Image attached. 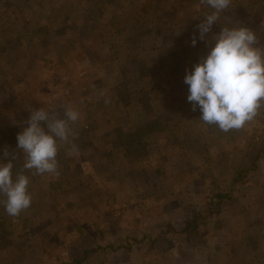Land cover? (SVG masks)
<instances>
[{"label":"rangeland","instance_id":"rangeland-1","mask_svg":"<svg viewBox=\"0 0 264 264\" xmlns=\"http://www.w3.org/2000/svg\"><path fill=\"white\" fill-rule=\"evenodd\" d=\"M151 1L0 0V157L15 151L21 171L16 136L31 110L80 113L70 124L79 155L58 142L59 176L24 171L30 208L10 217L0 205V264H76L107 244L119 248L82 264H264V108L224 133L199 119L183 82L224 24L264 45V0H232L203 41L208 7ZM64 8L95 15L90 29L77 16L68 25ZM158 17L175 23L169 47L139 36Z\"/></svg>","mask_w":264,"mask_h":264},{"label":"clouds","instance_id":"clouds-1","mask_svg":"<svg viewBox=\"0 0 264 264\" xmlns=\"http://www.w3.org/2000/svg\"><path fill=\"white\" fill-rule=\"evenodd\" d=\"M231 3L200 0L211 9L197 25L200 40H205L214 23L221 25L222 14ZM212 39L214 45L190 72L186 70L183 82L188 86L187 101L192 110L201 113L199 119L227 133L243 128L264 108V45L254 30L241 23L222 25ZM196 43L193 37L192 46ZM79 118L80 113L72 107L65 109L63 118L44 108L30 111L27 127L16 136V147L22 153L21 171L14 173L13 161L18 158L15 151L9 153L5 148L0 157V205L8 216L18 217L31 206L25 170L32 175L59 176L58 142L70 145L71 155H79L78 146L70 140V124ZM4 158H8L6 163Z\"/></svg>","mask_w":264,"mask_h":264},{"label":"trees","instance_id":"trees-1","mask_svg":"<svg viewBox=\"0 0 264 264\" xmlns=\"http://www.w3.org/2000/svg\"><path fill=\"white\" fill-rule=\"evenodd\" d=\"M172 1L174 2H178V5L181 7L183 4H186V3H190V0H171V3ZM162 2L163 0H152L151 1V7L149 9H154V10H158V9H161L162 7ZM199 2L200 4V1L198 0L197 3ZM193 3H196V2H193ZM198 6V5H197ZM201 9L199 8L198 11H200ZM211 11V9H209V12ZM64 12V15H60V18H63L66 20V22H68L67 24L70 25L72 22H73V16H77L76 17V22L78 21H82V26L83 28H85L86 30H89L90 27L92 26L90 23L95 19V15L93 14H89L87 16H80V15H76V12H72V14L70 13L71 10L70 9H66L64 8L63 10ZM208 14V12L206 11L205 15ZM180 19H184L183 17H180L178 18V20ZM159 21V22H158ZM158 22V23H157ZM150 24H151V27L147 28V27H143L142 31L145 32V33H141L139 36H142V35H147V36H153L154 38V34H155V40L156 38L157 39H160L162 40L163 42H165V44L167 45V47H169V45L172 44V42H174L176 40V36L173 35V31L176 29L175 27V23L173 21H164V19H161L160 17H158L155 21H153L152 19L150 20ZM189 26H187L188 28ZM147 28V30L145 31V29ZM207 47L204 49V53L207 54L208 51L210 50V48L213 46L212 44L210 43H206L205 44ZM145 67H142L141 69V73L144 74L145 73ZM262 151H259L258 154L256 155V158L255 159H258L260 153ZM246 174V171L245 170H240L236 173V175L230 179V182H229V185H230V189L233 190V185H235L236 181L239 180V179H244V176ZM228 191L226 193H216L214 194V196L212 197V202H214V206H219L220 203H221V199L223 197H230L231 196V191ZM190 225L189 223L183 228L181 229L182 231H189L190 232ZM116 248H119L118 246H114L112 244H107V245H103V246H96V247H92L91 249H86L84 252H83V255L81 256V258L79 259H71L69 261V263H76V264H82L90 254H94L96 252H98L99 250L101 251H104V250H107V249H116ZM60 264H64V263H60Z\"/></svg>","mask_w":264,"mask_h":264}]
</instances>
